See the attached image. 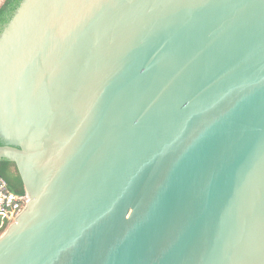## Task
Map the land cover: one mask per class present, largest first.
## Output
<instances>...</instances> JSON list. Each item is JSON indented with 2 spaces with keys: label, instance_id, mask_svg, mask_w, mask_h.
<instances>
[{
  "label": "water",
  "instance_id": "water-1",
  "mask_svg": "<svg viewBox=\"0 0 264 264\" xmlns=\"http://www.w3.org/2000/svg\"><path fill=\"white\" fill-rule=\"evenodd\" d=\"M0 137V264H264V0H23Z\"/></svg>",
  "mask_w": 264,
  "mask_h": 264
},
{
  "label": "trees",
  "instance_id": "trees-1",
  "mask_svg": "<svg viewBox=\"0 0 264 264\" xmlns=\"http://www.w3.org/2000/svg\"><path fill=\"white\" fill-rule=\"evenodd\" d=\"M23 0H4L0 6V34L6 24L12 19L17 8ZM4 144V140L0 137V145ZM0 175L6 179L12 191L18 194L25 193L24 184L17 170L16 164L12 161L0 160ZM4 226H0V236Z\"/></svg>",
  "mask_w": 264,
  "mask_h": 264
},
{
  "label": "built area",
  "instance_id": "built-area-1",
  "mask_svg": "<svg viewBox=\"0 0 264 264\" xmlns=\"http://www.w3.org/2000/svg\"><path fill=\"white\" fill-rule=\"evenodd\" d=\"M29 196L15 193L8 182L0 175V226L10 225L26 207Z\"/></svg>",
  "mask_w": 264,
  "mask_h": 264
},
{
  "label": "rangeland",
  "instance_id": "rangeland-1",
  "mask_svg": "<svg viewBox=\"0 0 264 264\" xmlns=\"http://www.w3.org/2000/svg\"><path fill=\"white\" fill-rule=\"evenodd\" d=\"M0 221H1V220H0ZM9 226H10V225H5V226H4L2 234L7 230V228H8ZM2 234H1V235H2Z\"/></svg>",
  "mask_w": 264,
  "mask_h": 264
},
{
  "label": "crops",
  "instance_id": "crops-1",
  "mask_svg": "<svg viewBox=\"0 0 264 264\" xmlns=\"http://www.w3.org/2000/svg\"><path fill=\"white\" fill-rule=\"evenodd\" d=\"M4 0H0V6L3 4Z\"/></svg>",
  "mask_w": 264,
  "mask_h": 264
}]
</instances>
